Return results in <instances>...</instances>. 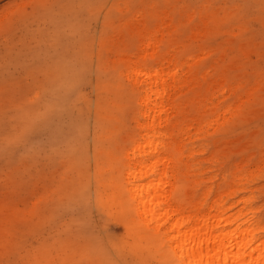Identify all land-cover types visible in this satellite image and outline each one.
<instances>
[{
    "label": "rangeland",
    "instance_id": "rangeland-1",
    "mask_svg": "<svg viewBox=\"0 0 264 264\" xmlns=\"http://www.w3.org/2000/svg\"><path fill=\"white\" fill-rule=\"evenodd\" d=\"M219 205L264 240V0H0V264H186Z\"/></svg>",
    "mask_w": 264,
    "mask_h": 264
},
{
    "label": "bare ground",
    "instance_id": "bare-ground-1",
    "mask_svg": "<svg viewBox=\"0 0 264 264\" xmlns=\"http://www.w3.org/2000/svg\"><path fill=\"white\" fill-rule=\"evenodd\" d=\"M152 39V38H151ZM150 39V40H151ZM155 41H156V39H155ZM152 42H153V40H152ZM152 42L150 43V44H152ZM155 44V42H153V44L152 45H154ZM159 67V66H158ZM162 67V64L160 65V67L159 68H161ZM156 69V68H155ZM162 70V73H163V69H164V67L163 68H161ZM175 69V68H174ZM136 71V69H135V67L133 66V72L135 73V71ZM140 70H142V71H140ZM157 71H158V69H156ZM155 70V71H156ZM173 70V69H172ZM177 70V69H176ZM176 70H174V71H176ZM170 71H171V69H170ZM138 72V73H137ZM136 73L138 74V76L140 75L141 76V74H139V72H141L142 73V75L145 73L144 71H143V69H138V71H137ZM159 72H160V69H159ZM168 72V71H167ZM166 72V73H167ZM172 72V71H171ZM135 73V76H137V74ZM152 73H154V71L152 72V69H151V75H153ZM157 74H158V72H156ZM156 73H154V75H153V79L155 80V74ZM161 73V72H160ZM165 73V72H164ZM173 73V72H172ZM172 73H171V75H172ZM179 73V72H178ZM146 74V73H145ZM144 74V75H145ZM147 74H148V71H147ZM147 74H146V76H144L143 75V77H144V79H145V77L146 78H148V76H147ZM157 74H156V76H157ZM167 74H169V72L167 73ZM174 74H176V72H174ZM132 75V74H131ZM149 75V74H148ZM166 75V74H165ZM176 75H179V74H176ZM133 76V75H132ZM161 76V75H160ZM163 76V75H162ZM161 76V77H162ZM168 76V75H167ZM173 77L175 76V75H172ZM180 76V75H179ZM178 76V77H179ZM158 77V76H157ZM164 77V76H163ZM162 77V78H163ZM166 77V76H165ZM173 77H171V78H173ZM176 77V76H175ZM140 77H138V79H139ZM150 78H151V76H150ZM162 78H160V81H161V79ZM168 79H169V76L167 77ZM170 78V80H171V83H172V79ZM135 79H137V78H135ZM141 79H142V76H141ZM179 79V78H178ZM146 80V79H145ZM153 80V81H154ZM157 80H158V78H157ZM165 80V78L163 79V81H161V82H159L162 86L163 85H165L164 84V82H166V80ZM147 81V80H146ZM152 80H151V83L153 82ZM156 81V80H155ZM154 81V82H155ZM136 82V81H135ZM134 82V83H135ZM143 82H144V80H143ZM173 82H174V80H173ZM140 83V79H139V81H138V84ZM145 83V82H144ZM147 83L149 84L150 82H148L147 81ZM151 83H150V85H151ZM169 83H170V81H169ZM168 83V84H169ZM136 85H134L135 87H137V83H135ZM141 84V83H140ZM143 84V83H142ZM153 84H155V83H153ZM157 84V83H156ZM166 84H167V82H166ZM172 85V84H171ZM170 85V86H171ZM155 87H156V85H154ZM153 86V87H154ZM158 86V85H157ZM161 86V87H162ZM169 85H166V87H170ZM150 87V86H149ZM148 87V88H149ZM159 87V86H158ZM161 87H160V89H161ZM151 88V87H150ZM149 88V89H150ZM163 88H165V86L163 87ZM162 88V89H163ZM136 89V88H135ZM155 89H158L157 87L155 88ZM137 90H138V88H137ZM151 90V92H152V88L150 89ZM139 91V90H138ZM158 91H160L161 92V90H158ZM158 91H157V94L156 95H159L160 93H158ZM165 92H167L166 91V88H165V90H164ZM140 92V91H139ZM149 93H150V91H148ZM153 92H154V90H153ZM163 92V91H162ZM145 93H146V91H145ZM140 94V93H139ZM156 95L154 96V97H156ZM163 95V94H162ZM164 95H165V93H164ZM166 95H167V93H166ZM168 96V95H167ZM147 97L150 99V94L149 95H147ZM162 97V96H161ZM146 98V97H145ZM148 98H146V99H148ZM159 98V97H158ZM165 98V97H164ZM149 99H148V101H149ZM160 99H162V98H160ZM165 99H167V98H165ZM164 99V100H165ZM156 100V99H155ZM143 100L141 99V102H142ZM147 102V101H146ZM150 102H151V99H150ZM149 102V103H150ZM153 102V101H152ZM162 102V101H161ZM166 102H168V100L166 101ZM165 102V103H166ZM143 103V102H142ZM154 103V102H153ZM152 103V104H153ZM141 104V103H140ZM139 104V105H140ZM143 104H145V103H143ZM155 104V103H154ZM154 104H153V107H154ZM157 105V104H156ZM165 105V104H164ZM167 105V104H166ZM146 106V105H145ZM144 106V107H145ZM163 106V105H162ZM156 107V106H155ZM159 107V106H158ZM163 107H165L166 108V112H167V109L169 108L170 109V107H168L167 108V106H163ZM151 108V107H150ZM164 108V109H165ZM227 108V107H226ZM225 108V109H226ZM229 108V107H228ZM230 108H231V106H230ZM145 109L147 110L148 108H144L143 109V111H145ZM164 109H161L162 111L164 110ZM157 110V109H156ZM229 110V109H228ZM143 111H142V114H143ZM169 111V110H168ZM227 111V110H226ZM147 112V111H146ZM146 112H144L146 115H147V113ZM150 112V111H149ZM148 112V113H149ZM152 112V111H151ZM222 112V111H221ZM153 113V112H152ZM157 113V111H155V114ZM163 113V112H162ZM168 113V112H167ZM230 113V112H229ZM159 114V112L157 113V115ZM144 115V114H143ZM218 116H219V114H217ZM216 115V116H217ZM230 115V114H229ZM150 116H152V115H150ZM154 116V115H153ZM160 116H162L161 115V111H160ZM166 116H169V115H166ZM165 116V117H166ZM217 116V117H218ZM224 116L225 115H223V113H222V116H221V118L223 119V120H225L224 119ZM154 117H156V116H154ZM164 117V119H166ZM216 117V118H217ZM227 116H225V118H226ZM143 118V117H142ZM146 118H148V117H146ZM152 118V117H151ZM157 118H158V120L161 118H159V116H157ZM210 118V117H209ZM145 119V118H144ZM154 119V118H153ZM218 120L220 119V118H217ZM216 119V120H217ZM221 119V120H222ZM151 120V119H150ZM155 120V119H154ZM158 120H156V121H158ZM161 120V119H160ZM168 120V119H167ZM213 122H215L213 119H211ZM149 120H147V122H148ZM153 121V120H152ZM144 122H146V120H144ZM159 122V121H158ZM160 122H162V120L160 121ZM164 122V121H163ZM165 122L167 123V121L165 120ZM212 122V123H213ZM209 123H210V121H209ZM218 123H220V122H217L216 123V125H218ZM141 124H143V123H141ZM145 124V123H144ZM155 123H153V125H154ZM160 124V123H159ZM162 124V123H161ZM160 124V125H161ZM213 124H215V123H213ZM224 124V123H223ZM146 125V124H145ZM148 125H152V122H151V124H148ZM153 125L151 126V127H153ZM170 125V124H169ZM210 125V124H209ZM140 126V125H139ZM147 126V125H146ZM159 126V125H158ZM213 126V125H212ZM143 127V126H142ZM161 127H162V125H161ZM174 127V126H173ZM217 127V126H216ZM219 127V126H218ZM145 128H147V127H145ZM150 128V127H149ZM154 128V127H153ZM159 128H160V126H159ZM148 129V128H147ZM201 129V128H200ZM148 130H150L151 131V129H148ZM155 131L157 132V130L155 129ZM159 131V130H158ZM152 132V131H151ZM156 132H155V134H156ZM164 132H162V133H160V135L161 134H163ZM146 134H147V132H146ZM153 134H154V131H153ZM151 135V134H150ZM158 135H159V133H158ZM159 135V136H160ZM144 136H145V133H144ZM155 136H157V134L155 135ZM169 136V135H168ZM167 136V137H168ZM170 136H171V134H170ZM146 137V136H145ZM148 139L150 138V137H147ZM147 138H145V139H147ZM171 138V137H170ZM147 139V140H148ZM156 139H157V137H156ZM155 139V140H156ZM165 139V138H164ZM173 139V138H172ZM142 140V139H141ZM152 140V139H151ZM158 140L159 139H157V142L155 143V141H145L144 140V142H140V143H137V145H138V147H137V149L139 148V146H142V145H140L141 143L143 144V143H146V145H147V147H149L150 148V146H151V148H153L152 147V142L153 143H155V144H158L159 145V143H158ZM174 140V139H173ZM183 141V140H182ZM180 142V141H179ZM148 143L150 144V146H148ZM183 143V142H182ZM155 144L153 145L155 148V150H158L160 147L159 146H157V147H159V148H157L156 146H155ZM136 145V146H137ZM162 145V144H161ZM178 145V144H177ZM182 145V144H181ZM145 147L146 146H144V150H146L145 149ZM170 147H172V146H170ZM178 147V146H177ZM134 148V147H133ZM150 148V149H151ZM176 148V147H175ZM135 149V148H134ZM140 149V148H139ZM149 149V150H150ZM178 149V148H177ZM153 150V149H152ZM160 150V149H159ZM158 150V151H159ZM161 151V150H160ZM176 151H179V150H176ZM132 152H133V150H132ZM135 152V151H134ZM148 152V151H147ZM140 153H142L141 151H140ZM145 153V152H144ZM155 154H157L156 152H154ZM137 154V153H136ZM135 154V155H136ZM146 154V153H145ZM144 154V155H145ZM151 154H153V153H151ZM138 155V154H137ZM148 155H150L149 154V152H148ZM139 156V155H138ZM147 156V155H146ZM161 156H163V155H161ZM161 156L160 157H156V159H159V158H161ZM148 157V156H147ZM155 157L153 158L154 160H153V162L155 161ZM166 157H168V156H166ZM166 157H164V159L166 158ZM134 158V157H133ZM170 158V157H169ZM167 159V158H166ZM139 160V159H138ZM149 160L151 161V159L149 158ZM170 160V159H169ZM172 160V159H171ZM161 161V159H159V160H156L155 161V163L152 165L151 164V162H150V164H151V168H152V170H154L153 168H154V166H156V163H161L160 162ZM166 162H168V160H165ZM139 162V161H138ZM141 162V161H140ZM172 162V161H171ZM183 162V161H182ZM142 163V162H141ZM143 164V163H142ZM145 164V163H144ZM143 164V165H144ZM148 164V163H147ZM150 164H148V165H150ZM163 163H161V165H162ZM143 165H142V167H143ZM183 165V164H182ZM139 166V165H138ZM146 166V165H145ZM147 167V166H146ZM144 168V170H145V167H143ZM142 169V168H141ZM148 169V168H147ZM164 169H166V168H164ZM164 169H160L162 172L161 173H164L165 175H166V173L165 172H163L164 171ZM143 170V169H142ZM143 170V171H144ZM150 170V169H149ZM148 170V171H149ZM160 170H159V168H158V171L160 172ZM175 170H177V169H175ZM135 171V170H134ZM133 171V172H134ZM141 173H143L141 170H139ZM151 171V170H150ZM139 172V173H140ZM146 172V171H145ZM179 172V171H178ZM129 173V172H128ZM147 174H146V176L148 175V172H146ZM161 173H158V174H161ZM126 174V173H125ZM135 174V173H134ZM138 174V173H137ZM144 175H145V173H143ZM247 174H250V173H247ZM131 175H133V173L131 174ZM162 175V174H161ZM245 175V174H244ZM243 175V176H244ZM138 176V175H137ZM136 175H135V177H137ZM140 177H142V175L140 174L139 175ZM164 176V175H163ZM169 176V175H168ZM173 176V175H172ZM171 176V177H172ZM132 177V176H131ZM134 176H133V178H135ZM161 177V176H160ZM166 177H167V175H166ZM166 177L164 178V177H162L164 180L166 179ZM128 179H130V176L129 177H127ZM151 179H156V178H151ZM149 180V181H147V183L146 184H142V183H140V184H134L132 187L130 186V188H131V191H132V195H133V197H136L137 199H138V202L137 203H139V205L137 204L136 206H139V208H140V210H138V211H141V218L143 217V215L145 214V217H146V215H147V217L149 216V218L151 217V219L152 218H155L156 219V217L158 216V215H161V217H162V214H167V215H169L170 213H172V215H173V212L175 213V212H179L180 211V208L178 207V206H173L172 204H171V202H170V199H168V197L169 196H167L168 195V192H166V191H164V189H165V187H164V189L162 188V186H161V188H159L158 186H160L159 184L161 183V182H164V181H161V178H159V175H158V179H160L159 181H161L160 183H159V181H158V179H156V181H154V180ZM242 179V178H241ZM131 180H132V178H131ZM136 180V179H135ZM125 181H127V180H125ZM133 181V180H132ZM170 181H171V179H170ZM245 181V180H244ZM146 182V181H145ZM144 182V183H145ZM156 183V184H155ZM170 184H171V182H170ZM156 185V187H154ZM162 185H163V183H162ZM166 185V184H165ZM172 185V184H171ZM235 185V184H234ZM234 185H231V186H233L234 187ZM128 187V186H127ZM232 187V189H234ZM151 188L152 189H154L153 191L151 190ZM170 188V187H169ZM129 189V188H128ZM160 189V190H159ZM231 189V190H232ZM237 190H239L238 189V187L236 188ZM242 189V188H241ZM130 190V189H129ZM165 193L166 192V196H167V198L166 197H162L161 195H163V194H161V192L162 191ZM166 190V189H165ZM235 190V189H234ZM130 191V192H131ZM160 192V193H159ZM162 192V193H163ZM225 193H227V192H225ZM165 195V194H164ZM163 195V196H164ZM232 195V194H231ZM227 196V195H226ZM228 196H229V194H228ZM249 197V196H248ZM218 198H221V196L220 197H218ZM167 199H168V202H170V204H167ZM241 199V198H240ZM244 199V198H243ZM245 199L246 200H248V198L247 197H245ZM217 200V199H216ZM219 200V199H218ZM217 200V201H218ZM221 200H222V198H221ZM163 202H165L167 205H166V207L164 206L163 207V205H162V203ZM243 202V201H242ZM214 203V202H213ZM219 203H221V202H219ZM219 203H217V205L219 204ZM245 203V202H244ZM198 205V204H197ZM216 205V204H215ZM222 205V204H221ZM192 206V205H191ZM210 207H211V205H210ZM230 207V206H229ZM229 207H227V209L229 208ZM243 207V206H242ZM195 208V207H194ZM193 208V209H194ZM226 208V207H225ZM239 208V207H238ZM237 208V209H238ZM251 208V207H250ZM191 209V208H190ZM197 209V208H196ZM241 209V208H240ZM252 209V208H251ZM189 210V209H188ZM208 210V209H207ZM224 210H226V209H224ZM248 210V208L245 210V212L243 213V214H245L246 213V211ZM187 211V210H186ZM239 211H241V210H239ZM181 212V211H180ZM188 212L189 211H187V214H188ZM210 212H212V209H211V211ZM224 212L225 211H223V209H221V206L219 205V208L217 209V213L215 214V212H214V215L212 214V216H208V217H206V214L204 215V213L202 214V215H204L203 217V219L201 220V221H199V222H197L196 223V221H198V220H200L201 219V217H200V219H197V220H193V222H195V224L191 227V228H189L188 230H186V231H183V230H181L180 229V225L182 226V224H180L182 221H180V219H181V217L184 215V213H183V215H181V217H180V219H179V223L178 222H174L175 220H177L178 219V217L177 216H174V217H176V218H174L175 220L173 221L174 223H171V225H169L170 227H166V230H167V228H168V231H171V230H174L175 228H177L176 229V231L177 232H174V235H173V237H170V239L172 238V239H174L175 240V242H188V243H190V244H192V247L189 249V251H188V253L186 252V253H184V251H179V249H178V246H176L175 244H174V248H176L178 251H179V256L180 257H182L184 260L183 261H185L186 262V264H264V240H262L261 238H257L256 236H255V233H254V230H258L257 229V226H259V228H262V227H260L261 225H258L257 224V226L256 227H253L254 225L253 224H247V222L245 221V219H244V221L245 222H241L240 221V223H236L237 222V219H238V217H239V215H241V213H242V211L239 213V212H236V214H238V216H237V219H236V215H232L231 214V216H224ZM191 213H193V212H191ZM191 213H189L188 215L186 214V217L189 219L190 217H188V216H190V214ZM140 214V213H139ZM195 214V213H194ZM197 214V213H196ZM199 214V213H198ZM208 214V213H207ZM211 214V213H210ZM201 215V216H202ZM227 215V214H226ZM230 215V214H229ZM185 216V215H184ZM183 216V218H185V219H183V220H186L187 218L186 217H184ZM197 216V215H196ZM252 216V215H251ZM251 216H248V217H251ZM159 217V216H158ZM168 217L169 216H166V218L168 219ZM198 218H199V216H197ZM144 218V217H143ZM143 218H142V220H143ZM160 218V217H159ZM163 218V217H162ZM161 218V219H162ZM171 218V217H170ZM147 220H148V218H146ZM154 219V220H155ZM164 219H165V217H164ZM172 219V218H171ZM181 219V220H182ZM194 219V218H193ZM236 219V220H235ZM145 220V219H144ZM153 220V219H152ZM153 220V221H154ZM160 220V219H159ZM158 219L157 220H155L156 221V224L158 223V222H161V221H159ZM204 220V221H203ZM151 221V220H150ZM158 221V222H157ZM163 221V220H162ZM187 221V220H186ZM172 222V221H171ZM185 222V221H184ZM169 223V222H168ZM188 223V222H187ZM147 224V223H146ZM164 224H165V221H164ZM180 224V225H179ZM186 224V223H185ZM192 225V224H191ZM190 225V226H191ZM155 227H158L157 225H154ZM153 226V227H154ZM189 226V227H190ZM188 227V226H187ZM253 227V228H252ZM256 228V229H255ZM165 229V228H164ZM186 229V228H185ZM263 229V228H262ZM165 230V231H166ZM170 233V232H169ZM176 233V234H175ZM169 236H171V235H169ZM168 236V237H169ZM166 238V237H165ZM172 241V240H171ZM257 242V244L255 245L254 243H256ZM259 242V243H258ZM254 244V246H251V245H253ZM250 247H252L250 250H249V248ZM177 253V252H176ZM178 256V257H179ZM187 256V257H186ZM185 258H187V260H185ZM184 263V262H183Z\"/></svg>",
    "mask_w": 264,
    "mask_h": 264
}]
</instances>
